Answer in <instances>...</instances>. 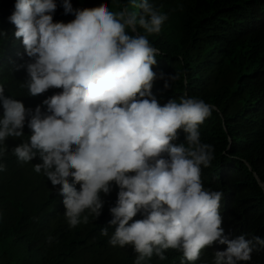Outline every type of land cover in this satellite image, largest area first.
I'll list each match as a JSON object with an SVG mask.
<instances>
[{
	"label": "clouds",
	"instance_id": "1",
	"mask_svg": "<svg viewBox=\"0 0 264 264\" xmlns=\"http://www.w3.org/2000/svg\"><path fill=\"white\" fill-rule=\"evenodd\" d=\"M91 1L0 0V264L10 250L34 264H101L109 247L122 264H264L262 227L230 202L235 182L264 195V179L231 141L211 162L213 103L165 101L157 88L152 66L166 52L152 33L167 16L149 0L135 13ZM262 64L249 80L264 109ZM250 148L264 162V144ZM90 223L104 239L96 251L93 234L78 238Z\"/></svg>",
	"mask_w": 264,
	"mask_h": 264
},
{
	"label": "trees",
	"instance_id": "2",
	"mask_svg": "<svg viewBox=\"0 0 264 264\" xmlns=\"http://www.w3.org/2000/svg\"><path fill=\"white\" fill-rule=\"evenodd\" d=\"M140 2L142 0H92L88 8L106 3L108 8L114 7V13L125 7L135 13L134 5ZM149 2L167 16L162 30L152 33L166 52L164 60H156V64L152 66L157 74V88L163 100L174 99L179 103L180 98L187 94L188 97L213 103L218 111L214 109L213 118L207 126V138H211L214 148L211 162L214 164L215 157L232 142L233 147L229 152L248 160L264 179V162L258 157L260 148H250L252 142L264 144V109L256 105L260 99L261 88L249 80L252 73L263 65L264 41L257 40L253 32L261 12L262 0ZM256 7L259 9L254 14ZM126 31L132 34L130 30ZM216 48L226 53L224 62L219 65H213L207 59L208 53ZM171 76L176 79L169 80ZM166 81L168 87H165ZM248 117L251 120H247ZM238 164L249 171L242 161L238 160ZM238 174L239 172L235 174V180ZM235 183L236 194L230 198L234 213L241 216L244 222L246 219L250 223L258 222L264 233V214L256 212L258 204H264L260 186L250 178L246 188H242L240 182ZM90 234L93 235L89 236ZM78 238L83 243L87 239V247L95 251L104 241L100 236V228L95 231L91 223L79 231ZM9 248L10 245H4V263L7 258L5 250ZM111 249L109 247L103 253L101 264H122L110 252ZM18 258L10 250L6 264H34L31 258L26 259V253ZM125 264H134L133 257Z\"/></svg>",
	"mask_w": 264,
	"mask_h": 264
}]
</instances>
